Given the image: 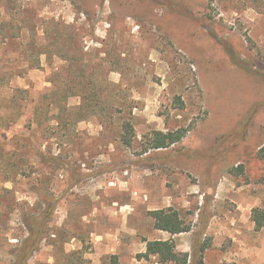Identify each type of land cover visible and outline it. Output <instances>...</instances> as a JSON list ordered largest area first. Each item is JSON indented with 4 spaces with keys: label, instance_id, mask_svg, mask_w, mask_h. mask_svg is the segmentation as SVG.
<instances>
[{
    "label": "rangeland",
    "instance_id": "1",
    "mask_svg": "<svg viewBox=\"0 0 264 264\" xmlns=\"http://www.w3.org/2000/svg\"><path fill=\"white\" fill-rule=\"evenodd\" d=\"M154 130L183 137L146 150ZM263 145L264 0H0V264L46 193L23 264H162L141 253L170 237L186 264H264Z\"/></svg>",
    "mask_w": 264,
    "mask_h": 264
},
{
    "label": "trees",
    "instance_id": "2",
    "mask_svg": "<svg viewBox=\"0 0 264 264\" xmlns=\"http://www.w3.org/2000/svg\"><path fill=\"white\" fill-rule=\"evenodd\" d=\"M49 107H53V101H49ZM51 110V109H50ZM179 130L163 132L160 130L151 131L149 135L146 136V150L148 149H159L168 147L178 141L183 137ZM120 140L125 146H131L134 139V128L129 121H124L120 127ZM258 158L264 162V145L260 147L257 152ZM42 158V156H41ZM43 158L49 162L58 161L55 157ZM44 204V208L35 217L24 216L23 219L28 227L29 234L27 238L23 241L22 246L18 250V258L20 263H24L26 259L30 257L34 249L38 247L39 242L45 237L44 235V225L51 219L52 213L55 210L57 198L46 193L45 197L41 199ZM148 215L153 220V227L157 230H162L168 232L170 235H175L181 232H186L190 230V225L187 224L181 217L178 210L173 208H161L153 209L147 211ZM252 220L255 222L256 228H261L264 226L263 216L259 209H253ZM203 249V248H202ZM143 257L154 256L156 261L162 264H186L187 257L184 254H180L175 249V242L173 238L167 239H154L146 242V248L143 253ZM111 264H119L117 256L115 254L110 256ZM236 264V263H233Z\"/></svg>",
    "mask_w": 264,
    "mask_h": 264
},
{
    "label": "crops",
    "instance_id": "3",
    "mask_svg": "<svg viewBox=\"0 0 264 264\" xmlns=\"http://www.w3.org/2000/svg\"><path fill=\"white\" fill-rule=\"evenodd\" d=\"M263 227V226H262Z\"/></svg>",
    "mask_w": 264,
    "mask_h": 264
}]
</instances>
